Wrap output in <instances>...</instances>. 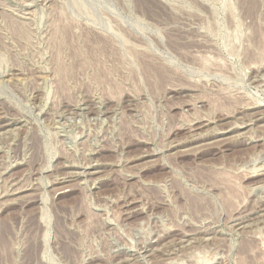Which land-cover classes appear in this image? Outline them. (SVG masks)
I'll use <instances>...</instances> for the list:
<instances>
[{
    "label": "rangeland",
    "instance_id": "rangeland-1",
    "mask_svg": "<svg viewBox=\"0 0 264 264\" xmlns=\"http://www.w3.org/2000/svg\"><path fill=\"white\" fill-rule=\"evenodd\" d=\"M263 114L264 0H0V264H264Z\"/></svg>",
    "mask_w": 264,
    "mask_h": 264
},
{
    "label": "bare ground",
    "instance_id": "bare-ground-1",
    "mask_svg": "<svg viewBox=\"0 0 264 264\" xmlns=\"http://www.w3.org/2000/svg\"><path fill=\"white\" fill-rule=\"evenodd\" d=\"M262 113V112H261ZM256 114H257V112H256ZM230 115V114H229ZM259 115V114H258ZM264 115V114H263ZM254 116H255V114H254ZM263 117V116H262ZM261 117V119L259 118L258 119V117H254L252 120H251V123H254V122H258V121H262V119H264V118H262ZM213 120V119H212ZM198 129V128H197ZM212 129V128H211ZM227 130H229V129H224L223 130V133H227ZM12 131V130H11ZM221 132V131H220ZM252 137V136H251ZM263 166V165H262ZM259 168V167H258ZM262 173H264V169L262 170ZM248 175V174H247ZM264 175V174H263ZM251 176V175H250ZM261 177V176H260ZM58 179V178H57ZM93 182V181H92ZM260 187V186H259ZM264 209V208H263ZM259 214V213H258ZM262 216H264V215H262ZM262 218V217H261ZM261 220V219H260ZM240 223V222H239ZM258 232V231H257ZM256 233V232H255ZM257 236V235H256ZM46 238V237H45Z\"/></svg>",
    "mask_w": 264,
    "mask_h": 264
}]
</instances>
